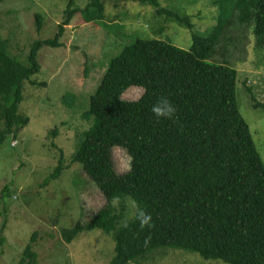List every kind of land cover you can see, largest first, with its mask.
I'll return each instance as SVG.
<instances>
[{
    "label": "trees",
    "instance_id": "16d2710c",
    "mask_svg": "<svg viewBox=\"0 0 264 264\" xmlns=\"http://www.w3.org/2000/svg\"><path fill=\"white\" fill-rule=\"evenodd\" d=\"M121 1L115 0L114 7ZM132 1L190 30L191 45L187 51L159 39H137L106 67L82 115L91 126L80 134L71 156L106 204L88 223L60 230V239L69 244L95 229L111 234L115 255L110 264H129L164 246L226 264H264V163L239 111L237 71L212 61L222 36L236 23L253 22L254 36L264 40V0H216V25L204 33L193 30L188 16L162 8L160 0ZM77 16L83 24L103 21V0H89L84 8L67 0L54 38L33 44L29 67L10 57L0 41V146L30 123L20 108L25 82L45 86L32 79L41 71L39 51L64 47L65 29ZM36 22L40 31L41 18ZM132 87L144 90L141 99L123 101ZM247 92L253 109L264 111L252 89ZM161 96L176 107L175 122L153 116L151 108ZM115 147L130 154V171H118ZM64 168L60 153L57 167L39 186L57 180ZM7 193L4 186L0 198ZM117 196L121 202L129 197L138 202L154 227L142 230L138 222L118 227L122 215L112 204ZM36 239L35 233L19 264H39Z\"/></svg>",
    "mask_w": 264,
    "mask_h": 264
},
{
    "label": "rangeland",
    "instance_id": "374dc122",
    "mask_svg": "<svg viewBox=\"0 0 264 264\" xmlns=\"http://www.w3.org/2000/svg\"><path fill=\"white\" fill-rule=\"evenodd\" d=\"M89 0H74L84 8ZM216 0H160L162 8L188 16L194 31L204 33L216 25ZM67 0H2L0 41L6 53L29 67V55L38 40L54 38L66 9ZM103 0L104 19L81 23V17L65 29L64 47H44L39 51L41 71L24 84L20 113L30 123L17 138L7 137L0 146V264H19L23 252L37 234L34 250L39 264H110L115 255L111 234L95 229L80 233L71 243L60 239V230L76 223H88L105 204L96 184L71 156L80 134L91 122L82 115L111 60L137 39H159L189 50L191 32L165 21L150 7L132 0ZM42 29L37 31V18ZM163 28V30H161ZM237 71V102L241 116L250 127L255 146L264 163V111L254 110L248 88L264 106V40L253 34V22L236 23L222 36L212 58ZM144 90L132 87L123 101L136 102ZM73 99L72 101H68ZM57 128L56 137L52 131ZM54 144L56 146H54ZM62 154L64 170L46 187L39 184L57 167ZM119 172L131 168L132 158L122 147L113 149ZM129 201L121 202L118 227L129 215ZM122 206L125 210L122 211ZM129 264H226L205 260L195 253L168 246L159 247Z\"/></svg>",
    "mask_w": 264,
    "mask_h": 264
},
{
    "label": "clouds",
    "instance_id": "9594fccd",
    "mask_svg": "<svg viewBox=\"0 0 264 264\" xmlns=\"http://www.w3.org/2000/svg\"><path fill=\"white\" fill-rule=\"evenodd\" d=\"M176 111V107L166 96L159 97L157 102L153 104L151 108V112L157 121L161 119H169L175 122L177 119ZM130 170L131 169L129 167V171ZM128 201L130 202L127 205L129 207V215L122 221L121 227L125 229L128 228L130 222H138L139 227L142 230L145 228L151 229L154 227L151 215L141 208L139 203L133 198L129 197ZM112 204L114 208L119 209L121 204L120 197H114ZM145 243H148V240H146Z\"/></svg>",
    "mask_w": 264,
    "mask_h": 264
}]
</instances>
